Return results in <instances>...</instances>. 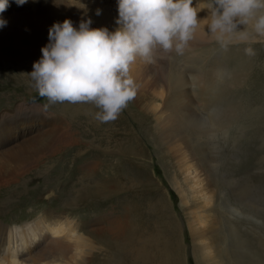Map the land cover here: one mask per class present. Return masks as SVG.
<instances>
[{
    "label": "bare ground",
    "instance_id": "obj_1",
    "mask_svg": "<svg viewBox=\"0 0 264 264\" xmlns=\"http://www.w3.org/2000/svg\"><path fill=\"white\" fill-rule=\"evenodd\" d=\"M110 1L111 0H79L80 3L87 6L86 9H81L73 5L76 4L78 0H26L23 5H17L15 0H8L9 4H11V7L13 6L17 9L27 8V10L5 15V13L15 9L7 7L3 13H0V18H3L7 21L6 26L0 28V72L1 69H5L7 71L16 70L19 73L18 78H16L17 81H20L21 79L28 85L33 84L29 74L33 70V63L38 61L42 56L41 48L49 43V28L54 23H62L65 19H70L73 22V26L78 28L82 19H91L92 16L106 19L115 16V13L112 10H117V3L108 4ZM193 6L201 9L200 11L205 10L201 3H196L194 0ZM97 9L101 10L100 15H96ZM198 19L201 21V24L196 29L193 39L191 40L196 42L201 40H212L210 38L207 26L203 24V20L205 18L203 17L202 13L198 12ZM42 35H45L44 38ZM33 54H39V58L36 57L34 60H19L15 63L10 60L11 57L22 58L26 55ZM187 63L188 61L186 62V65L184 64V70L174 69V76L168 79H159L158 76L150 78L146 68H139L135 64L131 65L130 74L138 86L135 99L138 101L142 109L137 110L130 102L127 108H125V111H127L128 115H130V119L132 118L133 122L138 125V132L141 131L144 134L143 137L145 136L148 139V142L153 140L155 142L158 140H166L165 146L170 147L171 150L174 151L173 156L179 159L180 164L188 166L189 169H191L194 173V176L197 177V180L200 182V184L195 189L197 192L192 194L195 198L193 199L192 197L191 201H186V198L180 188L179 181L175 177L178 175L176 173L173 174L174 171L171 170V167L165 166L167 167L165 168L166 175L171 181L172 179L174 180L175 185L181 193L180 195L182 204L185 205V203L191 202V205L194 208H198L197 203H200V199H196L197 195H199V193L202 195L206 193L211 194V196L207 198V201L208 203H213V206L208 207L206 201H204V207L206 209L203 210V214H198L197 211H190L186 216V223L190 230V236L193 242V254L194 258L196 259V264H264V250L261 249L263 239L262 241L260 240L261 234L263 235L262 227L258 223L256 228H248L246 226V221H249L250 218L253 220V215L251 216V212H249V208L252 206L242 202L243 197H239V190L237 191V185L233 186L234 183L232 185L227 184L230 188L229 192L232 194L233 199L236 196L239 197L238 202L242 207H240L241 210H237L235 207H226L229 205V202H227L228 199L226 196L223 195L224 188L221 189L222 185H219L220 180H218V177L220 175L218 176L217 170L220 167H223L225 170H227L226 168L231 167L230 162L226 161L227 157H223L224 159L221 163L220 161L216 160L215 155L214 158H211L213 156L212 154L211 157L208 158L207 154L204 155L201 151H198V148H201V145L195 143V140L198 139L197 135L200 137L202 135H210L211 139L214 138L213 134L220 133L226 140L232 139L230 138L231 135L229 136V132H231V127L236 129L235 124L239 125L237 130L241 128L242 132L244 131L242 129L246 128V126L248 128H259L263 124L261 119V117H263L261 114L263 113V109H255L252 105H250L252 104L251 101L249 104V99L246 98L244 105L246 104L247 106H250L249 108L246 107L245 109H242L243 111L241 113L237 112L238 110L237 108H234L235 104L232 102L233 105L229 106L230 108L233 107L234 109H229L228 106L229 110L226 111V116L224 118L219 112H216V109L210 111L209 113L207 112L206 115L201 117L203 120L200 122V126L194 125L193 123L196 121L195 119L198 117V115H195V117L191 116L189 119L187 118L189 114L184 111L185 106L189 104L191 105L193 103L192 101H190L191 103L188 101L189 95H191V89H188L190 85L188 86L186 82L188 78L185 80V76L187 77V74L189 75L193 71H188V66L191 65H188ZM247 71H249V69ZM238 73L239 75L230 73L231 78L229 79L232 81L241 78L245 79L246 81L251 80L250 74H247L246 70L240 71ZM190 75H192V79L194 80L195 76L193 74ZM208 75L209 73H206V75L205 73H202L201 76H199V79L201 81H207V79L205 78V80L204 77H207ZM255 81L254 79L250 81V84H252L253 87L258 85ZM209 82L210 81L207 83L205 82L207 88L202 86L205 84L203 82V84L199 86L202 87L199 91V93L202 92L201 96L205 95L204 93L207 91L205 89L210 87ZM192 85L193 84H191V86ZM224 85L228 86L225 83L220 85L223 86V88L222 90H216L213 95L214 99L219 98V100H223L221 98L224 96V92L226 91L225 88L227 89V87ZM197 96L200 98V95L197 94ZM158 98L162 100L164 110L170 111L169 114L165 113L167 114L166 116L162 114L159 115L157 113L158 107L155 104V101ZM184 98H186V102L183 101L185 100ZM203 101H205L204 98ZM91 104L92 103H89V105L86 106L83 103H69L67 106H65V110L67 109L68 113L70 111V122H72V118H74L75 115L77 116V114L80 115L81 113L84 115V121H81L78 124V128H71L69 121H63L64 119L62 118L61 122H59L60 125L56 124L52 127H49L32 137L26 138L22 142L16 144L17 146H13L5 152H2L0 154V190H2L4 187H10L12 183H22L29 174L32 175L33 173L35 176V172L32 171L31 167L38 166L42 162L47 163V161H50L49 163L52 164L50 166L53 167L55 162H53L52 157L54 153H57V151L61 153L62 151H65L66 148L68 149L70 145L77 143L79 144V142H84L86 143L85 145H90L89 147H93L95 144L93 145L92 142L97 138L101 140V144L106 142L104 151H114V153H116V155L121 158H115L114 162H112L113 160L109 158L105 163L99 162L100 160L97 158L94 163H91V165H93L91 167L93 168H89L87 172L80 174V178H77V186L69 187L65 191V203L67 201V203L76 206L78 203H82L94 197L96 199H105L118 193L123 194V192H126V194L124 193L122 196L124 199L122 198L121 200H118V203L114 206V214L116 213V216L114 217L115 219L112 221L111 225H99L91 232V236L95 237L99 241L106 242V247L114 250L113 253L109 255L94 256L93 264H188L187 245L186 241H184L185 238L182 231L183 224L179 218L178 220L177 217H175L176 215L173 213L174 209L169 202L170 199L168 198V195L165 194L166 191L162 190L161 188L162 186L159 177H156L155 175H147L146 181L142 182V185L147 184V187L145 188L146 192L142 191L145 193H143L145 196L147 195L143 198L147 199V202H145L146 206L143 205L145 206L144 210V208L142 209L140 205H137L140 204L138 199L140 197L136 196L137 193L134 194L135 197H132L133 193L129 192L132 189L135 190L136 187L138 188V186H140L138 184L141 181H136L132 176H128L129 174L127 175L126 172H122L121 166H119L121 162L124 164L128 161L135 163L137 162L138 165H143L146 163V159L149 155L148 149L145 148L147 147V144H142V138L134 129L133 123H126L127 128L123 126V128H121L120 124V126L116 124L117 122L122 123L121 121L127 120V116L124 115L125 113L123 114L122 112L115 121L101 123L93 118L95 112L98 111V109L94 104H92L93 106L90 107ZM226 105H228V103H226ZM147 109H151L153 111L152 114L146 112ZM173 118L176 120V124H171V120ZM48 119L50 118H47L46 121ZM48 123H51V121ZM184 123L186 124L185 127L182 126ZM88 125L94 126V128H97L95 125L103 127V134L100 133L101 131H96L98 133L94 135L93 138H90L91 141H88L85 139L86 137H84L88 133ZM261 128L262 127L259 129ZM191 131L194 133L192 134ZM233 132L235 131L233 130ZM254 134L257 135L255 132ZM120 136H127V139L121 138ZM210 139L209 141L211 143H215V138L214 141H211ZM110 142L114 143L115 146L109 147ZM107 144L108 147H106ZM97 148L100 147L97 146ZM79 151L80 150L78 149L75 151V153H79ZM188 162H190L192 166H189L190 164H188ZM101 163L102 166H100ZM137 164L136 166H138ZM117 166L120 167V170L116 169ZM248 166V162L244 160L239 162L236 168L238 169L237 171L242 173L247 170ZM43 167L46 168L47 165H44ZM179 167L182 169V165ZM45 170H47V168ZM225 172H223V174L221 173L223 177L220 176L221 180L223 181H227V175ZM181 173L184 174L186 182L190 183V179H188L186 176L184 167L181 170ZM228 177L230 178L229 175ZM124 178H127L126 182H128L129 185H126L121 180H125ZM231 181H234V179H231ZM231 181H229V183ZM224 182L223 184H226ZM50 194H53V191L50 192ZM10 195L11 194H7V197L5 196L7 200ZM141 202L143 203V201ZM7 204L8 203H6V205ZM2 208H4V206ZM227 213H231L233 216L237 214L239 215L240 219H229V217H226ZM106 218L107 219L103 218V221H108L109 224L110 217ZM42 220L43 218H40L41 222ZM71 222L72 220H66V225L71 226ZM235 223L238 225L237 229L234 226L236 225ZM65 230L69 231L67 228H65ZM62 232V230L59 231V233ZM4 233L5 232L0 233V252L3 251L4 253H9L8 250H4L2 248V245L6 242V237L3 235ZM71 234H73L75 237L81 236L76 235L75 232ZM11 243H13L15 246L13 237L9 239V244ZM89 244L90 243H85L84 239L82 238V241H77L74 246L81 248L83 246H88ZM64 246L65 247H63V251L66 252L72 250V247H70L72 245L64 243ZM213 246L217 248L219 258L212 257L208 253V251L212 252ZM222 250L224 251L222 252ZM222 255H225V258H223Z\"/></svg>",
    "mask_w": 264,
    "mask_h": 264
},
{
    "label": "rangeland",
    "instance_id": "obj_2",
    "mask_svg": "<svg viewBox=\"0 0 264 264\" xmlns=\"http://www.w3.org/2000/svg\"><path fill=\"white\" fill-rule=\"evenodd\" d=\"M194 1L196 3H201L202 7L205 8V10L199 11V13H202L203 17L206 18L208 14L206 5L210 2V0ZM116 3H118V0H111L108 2V4ZM8 7L15 9L5 13V15L27 10V8L17 9L16 7H11V4H9ZM112 11L115 13V16L106 19L100 17L97 18L96 16L91 17L90 15L92 21V25L90 27L107 28L109 31H115L117 27H119L116 24V20L118 19V10L113 9ZM44 36L45 35H42L43 38ZM249 46H251L254 51V54L252 55L245 53V48ZM38 55L39 54L26 55L22 58L11 57L10 60H12L13 63L25 59L34 60L36 57H38ZM187 61V64L191 65L188 66V71H193L190 74H193L195 78L193 80L192 75L190 74H187V77L185 76V80L188 78V80H186L188 86L190 85L188 89H191V95H189L188 101L189 103H191L190 101L193 103L191 105L189 104L185 106L184 111L190 115L187 116L189 119L191 116L195 117V115H198V117L195 119L196 121L193 123L194 125L200 126V122L203 120L201 117L206 115L207 112L209 113L210 111L216 109V112H219L223 118L226 116L225 113L229 109L237 108L238 113H241L243 111L242 109H245L246 107L249 108L250 105H252L255 109H263V113H261L263 115V117H261L263 121L262 126H260L262 127L261 129H259L260 127L248 128L246 126L248 129L243 128L242 130L244 131L242 132L241 128L238 129L239 131L237 130L239 125L235 124L236 129L231 127L230 131L232 133L229 132V136L231 135L230 138L232 139L226 140L220 133H217L213 134V137L216 139L215 143H211L209 141L210 135H202L201 137L197 135L198 139L195 140V143L201 145V148H198V151H201L204 155L207 154L208 158L211 157V154L213 155L211 158H214L215 155L216 160L222 163L224 159L223 157H227L226 161L230 162L231 167H225L227 170H225L223 167H220L217 170L218 176H222L223 172L227 171L225 172L227 175V181L224 180V182L221 180L220 176L218 177V180H220L219 185H222L221 189L224 188L223 195L226 196L228 199L227 202H229V205L226 207H235L237 210H239L240 207H242L238 202L239 197H243L242 202L252 206L249 208V212H251V216L253 215V220L250 218L251 221L250 219L249 221H246V226L248 228H256L258 226L257 223L261 225L263 230V235L261 234L260 238L261 241L263 239L261 249L264 250V43H255L252 45L233 44L230 45L227 50H225L213 40H201L197 42L190 40V43L188 42V46L180 54H177L175 51H172L171 53H164L162 50H158L153 58V62L148 63L138 57L134 64L139 68H146L150 78L158 76L159 79H168L174 76V69L184 70ZM194 69L198 74L195 73ZM248 69L249 71H247ZM245 70L247 74H250V81L254 79L258 85L253 87L252 84H250V81H246L243 78L233 81L229 79L231 78L230 73L239 75L238 72ZM202 73H205V75L206 73H209L207 77H204V79L206 78L207 81H201L199 79V76H201ZM18 76L19 73L16 70L7 71L5 69H1L0 72V154L13 146H17L16 144L22 142L26 138L32 137L56 124L60 125L59 122H61L62 118L64 119L63 121L68 120L70 127L73 129L78 128V124L81 121H84L85 118L82 113L80 115L77 114V116H74L75 119L71 117L72 122H70V111L68 113V110H65V106H67L70 102L65 101L63 103L50 104L46 98H41L39 96V93L35 90V88H32V84L28 85L21 79L20 81H17L16 78H18ZM208 81H210L209 86L211 88L209 87L208 89H205L207 91H205V95H203V97L201 96L202 92L199 93L202 87L199 86L205 82L207 83ZM32 83L34 82L32 81ZM206 83L202 86L206 87ZM224 83L228 85H224L227 87V89L225 88L226 91L224 90V96L226 98L224 96L221 98L225 101L219 100V98L214 99V93L217 89L222 90L223 86L220 85ZM191 84L193 85L191 86ZM197 94L200 95V98H198L199 96H197ZM36 96L39 97V99L32 100ZM202 97L205 101H203ZM246 98L249 99L248 103L250 104L251 101L252 104L248 106L246 104L244 105ZM184 99L185 100L183 101L186 102V98ZM232 102L235 104L234 108H230V106L233 105ZM226 103H228V105H226ZM83 104L86 106L89 105V103ZM131 104L137 110L142 109L136 99L131 101ZM155 104L158 107L157 113L159 115L162 114L166 116L170 113V111L164 110V105L161 99H156ZM92 106L93 105L91 104L90 107ZM124 111L123 114L125 113L124 115L127 116V122L123 120L121 121L122 123L117 122L116 124L118 126L121 125L120 127L123 128L126 127V123H133L134 129L138 132V125L133 122L132 118L130 119L128 112ZM146 112L152 114L153 111L151 109H147ZM47 118H50L47 121H51V123L46 121ZM171 124H176V120L174 118L171 120ZM95 126L97 128L88 125V133L85 136L83 135L88 141H91L90 138H93L94 135L98 133L96 131H101L100 133L103 134V127H99L98 125ZM182 126L185 127L186 124L184 123ZM233 130L235 132H233ZM248 130L252 132H249ZM254 132L257 133V135L254 134ZM138 133L142 138V144H147V147L145 148L148 149L149 155L147 159L145 158L147 164L144 163L143 165H138L137 162L135 163L132 161H128L124 164L121 162L119 164V166H121L122 172H126L127 175L129 174L128 176H132L136 181H141L138 184L140 186L137 185L138 188L136 187L135 190L132 189L129 192L133 193L132 197H135L134 194L137 193L136 196L141 198H138L140 204L137 205H140V207H142V209L144 208L145 210V202H147V199L143 198L145 196L144 192H146L145 188L147 187V184L142 185V182L146 181L147 175H155L156 177H159L162 186L161 188L162 190L166 191L165 194L168 195V198L170 199L169 202L174 209L173 213L176 215L175 217H177V219L179 218L183 224L182 231L188 251L187 263L196 264V259L194 258L193 254V242L190 236V230L186 223V216L190 211H197L198 214H203V210L206 209L204 207V201H206L208 207L213 206V203H208L207 201V198H209L211 194L206 193L202 195L199 193V195H197L196 199H200V203H197L198 208H194L191 205V202L185 203V205L182 204L180 195L181 193L175 185L174 180L172 179L171 181L166 175L165 168L167 167L165 166L171 167V170L174 171L173 174L176 173L178 175L175 177L179 181L180 188L186 198V201H191L192 197L193 199L195 198L192 194L197 192L195 189L200 184V182L197 180V177L194 176V173L191 169H189L188 166L180 164L179 159L173 156L174 151H172L170 147L165 146L166 140H158L156 142L154 140H149L150 142H148V139L145 136L143 137L144 134L141 131ZM191 133L193 134L194 132L191 131ZM121 138L127 139V136H122ZM214 138H211L210 140L214 141ZM105 143L106 142L101 144V140L96 138V140L92 142L93 145L95 144L93 147H89L90 145H85L86 143L84 142L72 144L70 147H68V149L66 148L65 151L61 150V153L59 151L54 153L53 157H56L55 159L51 156L53 162H55L53 167L50 166L52 165L49 163L50 161H47V163L42 162L38 166L31 167L32 171L35 172V176L33 173L32 175L28 173L29 175L22 183H12L10 187H4L2 190H0V233L5 232L3 235L6 237V242L2 245V248L9 251V253H4L3 251L0 252V264H93L94 256H105L113 253L114 250L106 247V242L97 240L95 237L91 236V232L99 225H111L112 221L115 219L114 217L116 216V213L114 214V206L118 203V200L123 198L122 196L124 193L126 194V192H123V194L118 193L114 196L111 195L105 199H96L94 197L82 203H78L76 206L67 203V201L65 203V191L69 187L77 186V178H80V174L87 172L89 168H93L91 167L93 166L91 163H94L97 158H99V162L103 163H105L109 158L113 160L112 162L115 161V158H121L116 155L114 151H104ZM97 146L100 148H97ZM111 146H115L114 143L110 142L109 147ZM106 147H108V144ZM78 149L80 150L79 153H75V151ZM244 160L248 162L249 166L245 172L241 173L237 171L238 169L236 166L239 164V162ZM136 164L138 166H136ZM188 164H190L189 166H192L190 162H188ZM44 165H47V170H45L46 168L43 167ZM180 165H182V169L183 167L185 168L186 176L188 179H190V183L186 182L184 174L181 173L182 169H180ZM100 166H102V163ZM119 166H117L116 169L120 170ZM124 179L125 180H121L126 185H129V183L126 182L127 178ZM231 179H234V181H231ZM229 181L231 182L229 183ZM223 182L226 184H223ZM227 184H233V186L237 185L239 197L236 196L233 199L232 194L229 192L230 188ZM52 191L53 194H50ZM7 194H11L8 200L6 199ZM140 200L143 201V203ZM6 203L8 204L6 205ZM3 206L4 208H2ZM191 215L193 216L192 213ZM234 216L231 213L226 214V217H229V219H240L239 215L236 214ZM106 217H110L109 224L108 221H103V218L107 219ZM40 218H43L42 222L40 221ZM66 220H72L71 226L66 225ZM236 225L234 226L237 229L238 225ZM65 228H67L69 231L65 230ZM61 230L63 232L59 233ZM74 232L76 235L81 236H73L71 233ZM68 234H71L72 236ZM12 237L14 238L15 246L13 243L9 244V239ZM82 238L84 239L85 243L90 244L81 248L74 246L77 241H82ZM64 243L72 245L70 246L72 247V250L66 252L63 251V247H65ZM223 251L224 250H222V252ZM208 253L212 257L219 258L218 251L215 246L212 247V252L208 251ZM222 257L225 258V255H222Z\"/></svg>",
    "mask_w": 264,
    "mask_h": 264
},
{
    "label": "clouds",
    "instance_id": "obj_3",
    "mask_svg": "<svg viewBox=\"0 0 264 264\" xmlns=\"http://www.w3.org/2000/svg\"><path fill=\"white\" fill-rule=\"evenodd\" d=\"M73 5L87 7L79 0ZM8 6L0 0V13ZM206 7L203 24L221 48L264 43V0H210ZM117 10L115 31L91 28V19H82L78 28L70 19L49 28V43L29 74L41 98L50 104L92 103L95 120L115 121L136 97L130 67L137 58L151 63L158 50L182 53L201 24L193 0H118ZM6 24L0 18V28ZM245 53L254 51L249 46Z\"/></svg>",
    "mask_w": 264,
    "mask_h": 264
},
{
    "label": "water",
    "instance_id": "obj_4",
    "mask_svg": "<svg viewBox=\"0 0 264 264\" xmlns=\"http://www.w3.org/2000/svg\"><path fill=\"white\" fill-rule=\"evenodd\" d=\"M36 99H39V97L36 96V97H34L32 100H36Z\"/></svg>",
    "mask_w": 264,
    "mask_h": 264
}]
</instances>
